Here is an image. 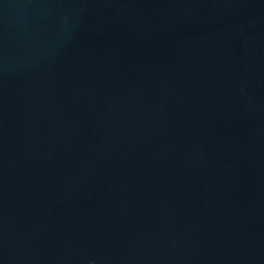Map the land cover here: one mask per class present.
I'll use <instances>...</instances> for the list:
<instances>
[{
  "label": "water",
  "instance_id": "1",
  "mask_svg": "<svg viewBox=\"0 0 264 264\" xmlns=\"http://www.w3.org/2000/svg\"><path fill=\"white\" fill-rule=\"evenodd\" d=\"M0 264H264V0H0Z\"/></svg>",
  "mask_w": 264,
  "mask_h": 264
}]
</instances>
